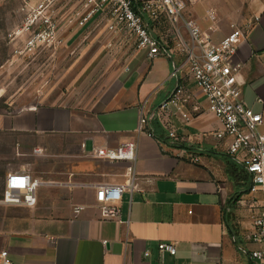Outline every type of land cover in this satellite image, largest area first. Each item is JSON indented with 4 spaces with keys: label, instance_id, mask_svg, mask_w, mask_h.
Masks as SVG:
<instances>
[{
    "label": "crops",
    "instance_id": "crops-1",
    "mask_svg": "<svg viewBox=\"0 0 264 264\" xmlns=\"http://www.w3.org/2000/svg\"><path fill=\"white\" fill-rule=\"evenodd\" d=\"M185 1L183 16L193 18L215 41L233 23L248 29L259 16L233 61L242 64L237 72L246 104L264 116V0ZM61 5L63 17L84 10L82 0H62ZM209 10L217 14V23L208 18ZM103 17L107 11L78 27L86 30ZM145 21L160 39L174 29L164 14ZM176 25L188 37L184 19ZM214 25L217 30L211 31ZM174 46L171 42L170 54L150 60L148 50L136 45L101 98L82 114L65 104L0 109V138L9 141L6 149L0 145V159L8 160L4 185L6 174L16 171L41 180L36 206L0 202V264L3 251L12 264H252L257 200L250 176L228 154L227 140L214 135L221 121L207 110L202 90L186 69L172 75L185 61V53ZM178 84L194 96L188 103L191 124H177L200 156L196 163L162 147L158 138L167 144L169 139L158 122L151 124L155 136L138 130L141 108H156ZM127 141L138 143L131 176L126 174L130 161L111 162L91 153ZM129 181L135 188L124 191L119 218H104L97 187ZM160 242L176 244V254L160 253Z\"/></svg>",
    "mask_w": 264,
    "mask_h": 264
},
{
    "label": "built area",
    "instance_id": "built-area-1",
    "mask_svg": "<svg viewBox=\"0 0 264 264\" xmlns=\"http://www.w3.org/2000/svg\"><path fill=\"white\" fill-rule=\"evenodd\" d=\"M61 1L23 0L22 11L25 17L10 36L19 41L23 40L24 51L35 53L44 45L58 43L61 29L59 16L63 12ZM82 2L84 10L66 15L64 17L66 21L71 23L72 17L76 16L79 25L85 26L96 14L107 11L113 19L109 29L114 32L128 31L135 38L138 48L148 50L150 60L170 54L168 44L171 42L175 45L174 50L178 49L185 53L184 63L176 65L172 75L176 76L186 69L187 75L202 90L208 102L207 110L221 121V128L214 135L227 140L228 154L241 164L250 176V191L262 194L261 211L253 219L252 240L256 247L252 249L250 255L252 264H264V116L246 104L237 72L242 64H234L233 61L239 43L248 35L246 30L254 27L260 19L259 16L248 22V29L233 23L230 32L219 41H215L193 18L183 16L185 0H82ZM163 14L173 24L174 29L160 39L151 33L145 17L148 16L155 21ZM181 18L184 19L188 37H185L176 25ZM208 18L214 24L218 21L217 14L211 10L208 11ZM210 30H217V26L214 25ZM193 97V93L185 85H176L156 108H141L138 130L155 136L151 124L158 122L169 139L167 144L158 138L162 147L180 158L196 163L200 161V156L188 145L190 137L181 133L177 124V121L186 126L191 124L194 114L188 108V103ZM195 110L199 111L200 107L196 106ZM137 151V141H127L116 147L99 146L93 148L91 153L111 162L130 161L126 174L131 176L135 171ZM40 181L27 171L6 174L0 202L6 205L36 206ZM134 188L132 181L125 185L100 184L96 190V200L102 216L119 218L118 204L123 199V193L126 189ZM158 251L162 254H176V244L160 242ZM7 255V251L2 252V264H12ZM145 255L150 256L151 251L147 250Z\"/></svg>",
    "mask_w": 264,
    "mask_h": 264
},
{
    "label": "rangeland",
    "instance_id": "rangeland-1",
    "mask_svg": "<svg viewBox=\"0 0 264 264\" xmlns=\"http://www.w3.org/2000/svg\"><path fill=\"white\" fill-rule=\"evenodd\" d=\"M23 3V0H0V109L65 104L81 114L87 112L124 65L137 45L136 40L128 31L110 30L109 15L95 20L85 30L86 26L78 27L76 16L70 23L73 26H65L61 12L58 43L28 53L23 49L22 39L10 36L25 17ZM8 144L6 137L0 138L2 149L8 148H5ZM7 161L6 157L0 159V198ZM252 193L257 200L253 221L261 211L262 194Z\"/></svg>",
    "mask_w": 264,
    "mask_h": 264
},
{
    "label": "trees",
    "instance_id": "trees-1",
    "mask_svg": "<svg viewBox=\"0 0 264 264\" xmlns=\"http://www.w3.org/2000/svg\"><path fill=\"white\" fill-rule=\"evenodd\" d=\"M251 180V179H250ZM250 185H251V183H250Z\"/></svg>",
    "mask_w": 264,
    "mask_h": 264
}]
</instances>
